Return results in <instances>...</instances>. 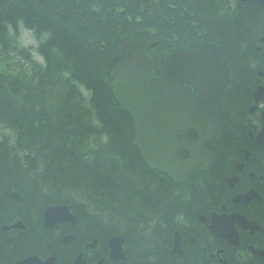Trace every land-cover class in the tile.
<instances>
[{
	"label": "trees",
	"instance_id": "obj_1",
	"mask_svg": "<svg viewBox=\"0 0 264 264\" xmlns=\"http://www.w3.org/2000/svg\"><path fill=\"white\" fill-rule=\"evenodd\" d=\"M226 2L0 0V126L13 132L11 139L0 134V195L10 199L14 189L24 199L85 208L96 233L108 225L119 232L122 217L135 209L164 206L172 184L149 170L132 145L131 117L105 78L123 42L154 58L170 48L195 49L187 11L200 16L212 5L217 13ZM246 26L237 34L241 66L249 56L242 47L250 49ZM202 27L212 33L221 25ZM20 28L39 40L43 63L18 45ZM206 37L231 56L229 39ZM155 41L160 46L150 48ZM11 52L26 55L27 64H5L2 55Z\"/></svg>",
	"mask_w": 264,
	"mask_h": 264
},
{
	"label": "flooded vegetation",
	"instance_id": "obj_2",
	"mask_svg": "<svg viewBox=\"0 0 264 264\" xmlns=\"http://www.w3.org/2000/svg\"><path fill=\"white\" fill-rule=\"evenodd\" d=\"M240 1L247 16H240L236 2L224 22L232 47L231 56L224 52L230 80L212 98L220 133L205 145L213 157L209 169L193 171L185 191L168 193L161 208L151 203L131 211L142 229L135 235L112 234L110 226L96 235L92 219L80 210L72 211L73 223L48 228L38 197L15 200L11 193L9 210L1 207L0 264H264V0ZM243 22L250 24V49L242 47L249 55L245 66L238 64ZM195 132H188L189 141L197 139ZM235 214L241 218L231 229L222 219L213 222ZM5 225L10 227L1 231ZM132 226L128 215L119 232ZM113 235L122 239L118 247L111 244Z\"/></svg>",
	"mask_w": 264,
	"mask_h": 264
},
{
	"label": "water",
	"instance_id": "obj_3",
	"mask_svg": "<svg viewBox=\"0 0 264 264\" xmlns=\"http://www.w3.org/2000/svg\"><path fill=\"white\" fill-rule=\"evenodd\" d=\"M119 52L123 57H114L120 64L113 68V78L108 82L133 119L135 145L148 165L167 172L176 181H185L201 162L204 145L218 135V111L211 99L228 83L221 49L206 44L194 54L178 52L161 57L159 77L146 52L133 51L128 44ZM187 85H199L204 90L196 95ZM191 128L198 132L194 142L187 140ZM184 150L192 155L182 161L180 152ZM67 210L66 206L50 207L46 219L55 221Z\"/></svg>",
	"mask_w": 264,
	"mask_h": 264
},
{
	"label": "rangeland",
	"instance_id": "obj_4",
	"mask_svg": "<svg viewBox=\"0 0 264 264\" xmlns=\"http://www.w3.org/2000/svg\"><path fill=\"white\" fill-rule=\"evenodd\" d=\"M18 40H19V46H25L27 50L31 51L34 58H36L37 60H42V57L40 55V53L37 52L40 44L39 42L33 38L31 33H28L27 31H24L23 33H21L20 35H18ZM22 44V45H21ZM5 60L4 63H13V64H27V59L25 58V56L16 53V52H11L10 54H3L2 55ZM9 56V60H7V57Z\"/></svg>",
	"mask_w": 264,
	"mask_h": 264
},
{
	"label": "clouds",
	"instance_id": "obj_5",
	"mask_svg": "<svg viewBox=\"0 0 264 264\" xmlns=\"http://www.w3.org/2000/svg\"><path fill=\"white\" fill-rule=\"evenodd\" d=\"M0 134L8 136L10 139L13 136L12 130L6 125L0 126Z\"/></svg>",
	"mask_w": 264,
	"mask_h": 264
}]
</instances>
